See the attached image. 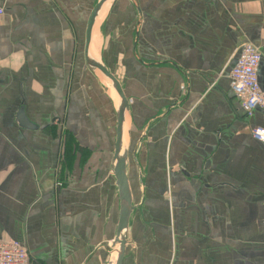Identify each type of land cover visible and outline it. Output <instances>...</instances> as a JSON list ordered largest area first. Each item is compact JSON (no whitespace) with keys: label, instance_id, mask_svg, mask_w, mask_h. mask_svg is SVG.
<instances>
[{"label":"crops","instance_id":"obj_1","mask_svg":"<svg viewBox=\"0 0 264 264\" xmlns=\"http://www.w3.org/2000/svg\"><path fill=\"white\" fill-rule=\"evenodd\" d=\"M95 4L0 0V239L34 264L110 260L114 101L83 58ZM92 40L130 104L122 264H264V116L229 81L250 44L264 86V0H116Z\"/></svg>","mask_w":264,"mask_h":264},{"label":"water","instance_id":"obj_2","mask_svg":"<svg viewBox=\"0 0 264 264\" xmlns=\"http://www.w3.org/2000/svg\"><path fill=\"white\" fill-rule=\"evenodd\" d=\"M116 0H96V4L88 18L83 44V58L86 68L92 72H98L109 90L115 93V143L111 159L112 175L115 181L118 201V218L115 229V236L109 253L108 264H122L125 247L127 244V231L131 214L134 210L132 195L127 176V165L129 160V126L128 116L130 115L129 100L124 94L119 79L110 71L98 53L95 55L92 50V39L95 25L101 18L104 9L111 8Z\"/></svg>","mask_w":264,"mask_h":264},{"label":"built area","instance_id":"obj_3","mask_svg":"<svg viewBox=\"0 0 264 264\" xmlns=\"http://www.w3.org/2000/svg\"><path fill=\"white\" fill-rule=\"evenodd\" d=\"M2 11L0 10V15ZM261 53L255 46L244 44L229 73L230 89L246 116L259 110L264 116V86L258 81ZM253 140L264 143V127L251 130ZM0 264H34L26 248L17 241L0 239Z\"/></svg>","mask_w":264,"mask_h":264},{"label":"rangeland","instance_id":"obj_4","mask_svg":"<svg viewBox=\"0 0 264 264\" xmlns=\"http://www.w3.org/2000/svg\"><path fill=\"white\" fill-rule=\"evenodd\" d=\"M102 23H101V26H102ZM83 43H84V41H83ZM100 51H101V49L99 50V54L101 55ZM101 57L103 58V54L101 55ZM94 77L97 80V82L99 83V85L101 86V88L103 89V91L107 94V96L109 95L113 100H115L113 92L111 91V89L109 90V88L105 85L101 76L98 73H95Z\"/></svg>","mask_w":264,"mask_h":264},{"label":"bare ground","instance_id":"obj_5","mask_svg":"<svg viewBox=\"0 0 264 264\" xmlns=\"http://www.w3.org/2000/svg\"><path fill=\"white\" fill-rule=\"evenodd\" d=\"M96 28H97V23H96V25H95V30H96ZM95 32V31H94ZM93 35H94V33H93ZM94 46H95V42H94V44H93ZM97 47V46H96ZM97 49V48H96ZM96 73H98V72H96ZM99 74V73H98ZM100 75V74H99ZM101 76V75H100ZM102 78V77H101ZM103 79V78H102ZM112 92H113V94H114V98H115V93H114V91L113 90H111Z\"/></svg>","mask_w":264,"mask_h":264}]
</instances>
